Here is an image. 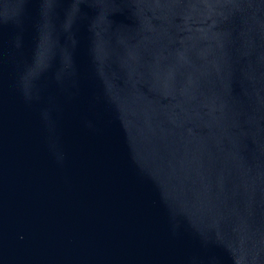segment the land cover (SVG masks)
<instances>
[{"label": "water", "instance_id": "obj_1", "mask_svg": "<svg viewBox=\"0 0 264 264\" xmlns=\"http://www.w3.org/2000/svg\"><path fill=\"white\" fill-rule=\"evenodd\" d=\"M0 264H264V0H0Z\"/></svg>", "mask_w": 264, "mask_h": 264}]
</instances>
